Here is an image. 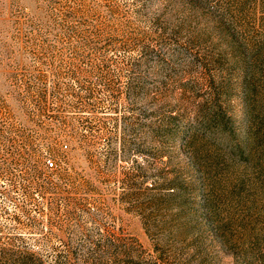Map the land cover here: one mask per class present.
Here are the masks:
<instances>
[{"label": "rangeland", "instance_id": "obj_1", "mask_svg": "<svg viewBox=\"0 0 264 264\" xmlns=\"http://www.w3.org/2000/svg\"><path fill=\"white\" fill-rule=\"evenodd\" d=\"M0 264H264V0H0Z\"/></svg>", "mask_w": 264, "mask_h": 264}, {"label": "trees", "instance_id": "obj_2", "mask_svg": "<svg viewBox=\"0 0 264 264\" xmlns=\"http://www.w3.org/2000/svg\"><path fill=\"white\" fill-rule=\"evenodd\" d=\"M207 112H202V116L203 118L206 120L207 123L211 124V123H215V125L217 126V129L218 130H225V125L223 123V112H220L219 114L217 113H212V109L211 110H206ZM219 111V110H218ZM221 111V110H220ZM59 156V153H54V157H58ZM49 162H53V166H50L49 165ZM46 166L47 168H54L55 167V162L53 160H48L47 163H46Z\"/></svg>", "mask_w": 264, "mask_h": 264}, {"label": "built area", "instance_id": "obj_3", "mask_svg": "<svg viewBox=\"0 0 264 264\" xmlns=\"http://www.w3.org/2000/svg\"><path fill=\"white\" fill-rule=\"evenodd\" d=\"M49 165H50V166H53V162H49Z\"/></svg>", "mask_w": 264, "mask_h": 264}]
</instances>
